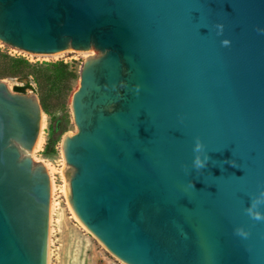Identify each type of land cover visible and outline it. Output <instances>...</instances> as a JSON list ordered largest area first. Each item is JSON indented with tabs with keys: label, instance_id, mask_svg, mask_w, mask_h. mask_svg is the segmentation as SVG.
Segmentation results:
<instances>
[{
	"label": "water",
	"instance_id": "1",
	"mask_svg": "<svg viewBox=\"0 0 264 264\" xmlns=\"http://www.w3.org/2000/svg\"><path fill=\"white\" fill-rule=\"evenodd\" d=\"M0 44L95 52L61 156L113 263L264 264V0H0ZM40 126L37 96L0 80V264H48Z\"/></svg>",
	"mask_w": 264,
	"mask_h": 264
},
{
	"label": "rangeland",
	"instance_id": "2",
	"mask_svg": "<svg viewBox=\"0 0 264 264\" xmlns=\"http://www.w3.org/2000/svg\"><path fill=\"white\" fill-rule=\"evenodd\" d=\"M0 50L11 57H22L30 64L29 79L32 92L41 106V144L33 150V160L52 168L50 179V210L48 234V264H115L73 219L65 194L64 163L61 143L65 135L76 132L70 110L72 93L78 86L79 71L83 61L95 55L94 51L73 52L54 56H33L7 48ZM56 56V57H55ZM67 66L63 71L51 66L61 62ZM10 91L25 81L1 79ZM52 180V181H51ZM53 186V188H52ZM53 207V208H52Z\"/></svg>",
	"mask_w": 264,
	"mask_h": 264
},
{
	"label": "trees",
	"instance_id": "3",
	"mask_svg": "<svg viewBox=\"0 0 264 264\" xmlns=\"http://www.w3.org/2000/svg\"><path fill=\"white\" fill-rule=\"evenodd\" d=\"M30 64L22 57H11L7 53L0 50V80L1 79H17L19 82L25 81L24 84L14 87V92L26 93L32 90L29 79L31 72L28 71ZM51 66L59 68L60 71H66L67 66L61 62L53 63Z\"/></svg>",
	"mask_w": 264,
	"mask_h": 264
},
{
	"label": "clouds",
	"instance_id": "4",
	"mask_svg": "<svg viewBox=\"0 0 264 264\" xmlns=\"http://www.w3.org/2000/svg\"><path fill=\"white\" fill-rule=\"evenodd\" d=\"M221 27H222V26H221ZM225 43H226V42H225ZM201 148H202L201 143H200L199 141H197L194 150L198 152ZM193 164H194V166L197 167V168H200V167H203V166H204V164H203V162L200 160L199 156H197V157L194 159ZM254 218H255V219H264V217H261V216H259V215H256Z\"/></svg>",
	"mask_w": 264,
	"mask_h": 264
},
{
	"label": "bare ground",
	"instance_id": "5",
	"mask_svg": "<svg viewBox=\"0 0 264 264\" xmlns=\"http://www.w3.org/2000/svg\"><path fill=\"white\" fill-rule=\"evenodd\" d=\"M56 57V56H55ZM41 140H42V138H41V136H39L38 137V140H37V143H36V149L40 146V144H41ZM46 169H48V173L50 174V176L52 175V168L49 166V165H47L46 164ZM52 181V180H51ZM52 188H53V186H52ZM65 194H66V192H65ZM53 208V207H52Z\"/></svg>",
	"mask_w": 264,
	"mask_h": 264
}]
</instances>
